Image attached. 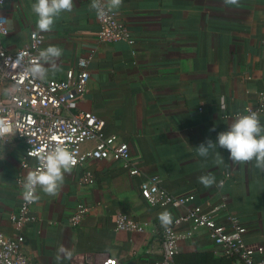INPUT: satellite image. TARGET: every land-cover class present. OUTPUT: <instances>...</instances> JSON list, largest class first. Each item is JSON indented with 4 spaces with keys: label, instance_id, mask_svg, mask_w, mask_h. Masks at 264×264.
Instances as JSON below:
<instances>
[{
    "label": "crops",
    "instance_id": "1",
    "mask_svg": "<svg viewBox=\"0 0 264 264\" xmlns=\"http://www.w3.org/2000/svg\"><path fill=\"white\" fill-rule=\"evenodd\" d=\"M73 2L72 11L61 13L51 31L41 32L47 46L62 49L55 72L45 65L49 68L46 80L63 77L80 58L93 54L91 77L79 107L103 118L106 134L129 144L140 172L130 175L117 158L73 167L64 173L55 196L38 186L39 199L32 208L37 219L18 229L10 218L23 198L17 178L32 172L35 159L26 158L23 142L0 136V232H22L32 264H102L109 257L117 258L119 264H148L162 256L159 216L166 209L144 200L141 182L158 177L172 195H195L187 206L174 209V215L193 205L210 210L224 201L226 208L219 211L217 221L227 223V215L234 214L247 227L246 244L264 250V171L255 166V160L233 162L219 147L207 158L195 149L206 139L215 141L239 112L261 100L264 0H238L237 4L123 0L114 12L136 40L134 47L126 40H100L92 0ZM35 3L5 0L0 8L10 29L3 42L7 49L18 50L28 43L33 30L39 31L32 10ZM260 123L264 126V113ZM216 152L223 156L222 164L215 163ZM23 161L28 167H23ZM86 167L95 176L93 184L82 182ZM228 173L231 176L226 179ZM207 174L215 177L209 187L199 180ZM79 203L88 204L90 210L79 225L72 226L70 217ZM119 213L147 223L148 229L117 230ZM177 231L178 259L200 251L223 255L206 229L186 222ZM61 246L71 255L59 254Z\"/></svg>",
    "mask_w": 264,
    "mask_h": 264
},
{
    "label": "built area",
    "instance_id": "2",
    "mask_svg": "<svg viewBox=\"0 0 264 264\" xmlns=\"http://www.w3.org/2000/svg\"><path fill=\"white\" fill-rule=\"evenodd\" d=\"M4 4L5 0H0V8ZM98 24L97 34L100 40H126L132 47L136 44V40L114 11L104 18L98 17ZM9 33L8 18L0 14V121L7 127V131L0 136L6 139L14 137L25 144L26 158L35 159L32 171L39 166L41 156L57 145H65L77 160L74 167L85 165L90 160L117 158L130 175H137L140 168L135 163L129 144L120 141L115 134H106V121L92 111L79 107V98L85 93L91 77L89 64L93 54L80 58L77 66L69 68L61 78L40 80L26 74L25 69L39 51L49 47L45 35L33 30L28 43L12 51L3 43ZM260 98L258 105H248L238 114H248L246 110L250 109L257 111L260 119L264 113V92H261ZM22 163L23 167H28L27 162ZM230 176L231 173L226 174V179ZM226 179H222L221 184ZM25 181L26 176L20 175L17 178V184L23 193ZM94 181L92 170L86 167L82 182L93 184ZM141 195L149 205L165 208L172 217V223L167 228H162L161 258L148 264H182L175 261L180 239L177 226L186 222H192L194 228L206 229L222 254L236 256L235 264H264L263 248L246 244L244 234L247 227L240 223L237 216L228 214L227 223L217 221L219 211L226 208L224 201L210 210L193 205L187 212L174 215V209L187 206L195 199V195H172L161 185L158 177L142 180ZM35 202L27 203L22 198L19 211L11 214L10 218L18 229L36 221L32 209ZM89 210L88 204L79 203L70 217L71 225H79ZM116 229L144 232L148 229V224L127 213H119L116 217ZM0 264H32L25 251V236L22 232L15 235L0 232ZM102 264H119V261L115 257H109Z\"/></svg>",
    "mask_w": 264,
    "mask_h": 264
},
{
    "label": "clouds",
    "instance_id": "3",
    "mask_svg": "<svg viewBox=\"0 0 264 264\" xmlns=\"http://www.w3.org/2000/svg\"><path fill=\"white\" fill-rule=\"evenodd\" d=\"M123 0H92L91 9L95 10L99 18H104L109 12L119 9ZM226 4H237L238 0H225ZM74 7L73 0H36L32 10L37 16V28L40 32H49L53 29L55 21L61 13L71 12ZM62 49L58 46H49L41 51L25 69L26 74L40 80H45L49 68L57 70L56 60L61 57ZM248 114H237L234 121L226 131L219 132L216 140L206 139L196 149L200 157L207 158L210 152L219 147L229 153L228 158L233 162L247 163L255 160V166L264 171V126L261 125L257 111L246 110ZM7 131L3 121H0V135ZM215 131V129H211ZM224 162L223 156L216 152L215 163ZM77 164L72 151L65 145H57L46 155L40 157L39 166L29 172L23 185V199L33 203L39 199L36 188L50 196H55L64 183V173L71 172ZM200 183L209 187L215 183L212 174L199 178ZM162 225L166 228L172 223L171 214L167 211L159 216ZM59 254L70 256L71 252L61 246ZM59 259V255L57 257Z\"/></svg>",
    "mask_w": 264,
    "mask_h": 264
},
{
    "label": "trees",
    "instance_id": "4",
    "mask_svg": "<svg viewBox=\"0 0 264 264\" xmlns=\"http://www.w3.org/2000/svg\"><path fill=\"white\" fill-rule=\"evenodd\" d=\"M177 255V254H176ZM175 255V261L182 264H235L236 258L227 254L217 256L213 251H200L186 254L181 259Z\"/></svg>",
    "mask_w": 264,
    "mask_h": 264
}]
</instances>
